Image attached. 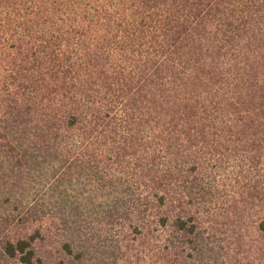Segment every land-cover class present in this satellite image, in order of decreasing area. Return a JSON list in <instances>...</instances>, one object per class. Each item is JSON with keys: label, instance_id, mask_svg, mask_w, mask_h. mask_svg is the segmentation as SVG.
I'll return each mask as SVG.
<instances>
[{"label": "trees", "instance_id": "16d2710c", "mask_svg": "<svg viewBox=\"0 0 264 264\" xmlns=\"http://www.w3.org/2000/svg\"><path fill=\"white\" fill-rule=\"evenodd\" d=\"M0 238L264 264V0H0Z\"/></svg>", "mask_w": 264, "mask_h": 264}, {"label": "rangeland", "instance_id": "374dc122", "mask_svg": "<svg viewBox=\"0 0 264 264\" xmlns=\"http://www.w3.org/2000/svg\"><path fill=\"white\" fill-rule=\"evenodd\" d=\"M51 246H49L50 248ZM51 253L54 257V259L59 258L60 254L57 252L58 248L57 247H52ZM124 262V261H123ZM0 264H19L18 260L14 259H8L3 253H2V248H1V238H0ZM123 264H130L127 261H125Z\"/></svg>", "mask_w": 264, "mask_h": 264}]
</instances>
